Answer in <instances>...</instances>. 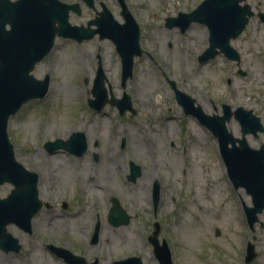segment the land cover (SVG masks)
<instances>
[{
  "label": "rangeland",
  "instance_id": "1",
  "mask_svg": "<svg viewBox=\"0 0 264 264\" xmlns=\"http://www.w3.org/2000/svg\"><path fill=\"white\" fill-rule=\"evenodd\" d=\"M98 1L117 22H123L115 0ZM98 1L96 11L101 10ZM201 1L125 0L140 27V47L147 55L134 58L132 77L124 88L120 86V58L107 39L99 41L94 37L76 44L56 38L51 52L35 65L31 74L36 79L50 76L48 93L42 100L21 106L9 118L7 134L17 161L38 173V198L50 203L52 209L36 214L30 235L13 224L7 226L21 248L18 253L0 250V264H67L50 251L49 244L87 261L96 257L98 264H111L129 256L140 258L143 264H158L148 243L150 232L140 228L152 220L150 195L154 181L161 194L156 219L163 222L167 231L159 235V242L166 238L173 264H203L198 256L206 259L204 248L208 246L207 250L216 257L209 258L213 263L235 261L236 254L229 249L240 246L247 226L242 203L251 206L250 197L243 188L232 187L216 139L194 118L183 114L170 82L191 96L207 114H220L222 104L232 110L242 107L252 110L264 125V23L251 17L243 32L231 41L240 54L239 63L219 54L199 64L197 56L208 46L206 27L192 24L181 36L164 25L166 19H175L180 11L191 13ZM258 2L264 7V0H248L254 12ZM81 9L79 16L70 14L72 25L96 16L83 4ZM97 55L111 93L120 98L125 92L136 110L135 116H120L109 105L98 112L88 107V98H93ZM227 127L235 137L241 136L233 118ZM75 131H83L88 142V150L80 158L64 150L51 154L44 150V142L66 140ZM122 138L126 149L120 151L117 146ZM246 140L250 147L258 149L264 145V133L257 139L248 135ZM95 141L98 145L92 146ZM92 153L98 155V161L93 160ZM129 161L142 167V175L134 184L126 181ZM190 166L196 170L189 175ZM197 173L201 174L198 178ZM197 180L200 193L187 191L188 184L195 185ZM11 189V184L0 185V198ZM110 195L120 200L130 196L136 200V207L126 202L132 219L115 234L103 226L101 248L96 253L80 233L83 229L88 232L93 211L107 209ZM63 203H70V208L64 210ZM104 217L100 218L101 223ZM258 220L264 223V212ZM188 225L193 227L191 234L185 232ZM216 229L220 230L219 236L215 235ZM109 235L115 239L113 248L107 244Z\"/></svg>",
  "mask_w": 264,
  "mask_h": 264
},
{
  "label": "water",
  "instance_id": "2",
  "mask_svg": "<svg viewBox=\"0 0 264 264\" xmlns=\"http://www.w3.org/2000/svg\"><path fill=\"white\" fill-rule=\"evenodd\" d=\"M93 7V0H82ZM124 23L114 20L105 5L97 16L88 21L86 27L74 26L69 22V13H80L78 5H69L59 0H0V185L9 183L13 186L5 198H0V249L4 252H18V240L7 232L9 224H15L30 232L31 219L40 209L38 199V175L28 171L15 158L14 147L7 134L10 116L20 107L33 99H43L48 91L50 78L45 75L36 79L30 72L52 49L56 37L74 39L77 42L89 40L95 34L99 39H109L121 60V87L132 77L134 57H139L142 50L139 45V27L132 17L124 0H118ZM241 0H203L189 14L179 13L175 19H168L167 25L179 26L182 31L192 22L203 24L208 29V47L198 57L200 63L212 59L219 52L228 60L240 61L237 51L229 44L238 37L253 15L250 6L240 5ZM259 16L264 21V13ZM92 26H95L93 29ZM107 83V87L105 86ZM175 99L182 105L186 114L194 115L216 138L226 173L235 188L242 187L251 198V206L244 205L247 222L253 226L257 215L264 210V145L258 149L249 146L246 135L258 138L264 133V125L252 110L237 107L233 111L229 105H222L221 115L209 116L199 106L194 107V99L179 91L173 82ZM92 96L88 105L101 110L106 104L118 108L123 115L127 111L136 114L130 97L123 92L117 99L110 91L104 70L99 62L93 80ZM108 93L109 96L108 97ZM234 118L240 126L241 136L235 137L226 124ZM124 146V139L122 140ZM87 148L84 134L74 132L67 141L56 139L44 143V149L53 153L59 149L75 155H82ZM97 159L96 156L94 157ZM133 170L128 176L134 182L140 175V169L130 163ZM153 201H158V184L153 185ZM117 202L112 201L108 219L119 225L128 222L127 217L119 211ZM117 221V223H116ZM218 234V231L216 232ZM158 232L153 233L149 242L160 264H172L171 255L166 245L158 244ZM51 249L68 264H86L83 258L71 254L63 248ZM92 264H97L96 260ZM112 264H142L138 257H128Z\"/></svg>",
  "mask_w": 264,
  "mask_h": 264
},
{
  "label": "flooded vegetation",
  "instance_id": "3",
  "mask_svg": "<svg viewBox=\"0 0 264 264\" xmlns=\"http://www.w3.org/2000/svg\"><path fill=\"white\" fill-rule=\"evenodd\" d=\"M60 1H62V0H60ZM96 1H98V0H93V7L88 6L86 4V2L85 1H82V0H79V2H65V1H62V2L66 3V4H69V5H78V9L80 10V13L78 14V13H75V12H72L71 11L70 14H75V15L79 16L81 14V10H82L81 9V4H83L86 8H89V9H92L93 11H95V15L97 16V13L99 11H96V9H95V2ZM115 1H116L117 5L120 8V15H121V6H120V3H119L118 0H115ZM124 3L126 4L125 0H124ZM98 4H99L100 8L102 9V4L103 3L101 1H98ZM241 4H248V5H250L248 3V0H242V2H240V5ZM254 9L256 10V12L253 11L252 6H251V10L253 11V14H254L253 16H256L261 23H264L263 20L261 19V17L259 16V13H264V7H263L262 3L261 2H258L257 5H256V7H254ZM168 19L165 20L164 28H166L168 30L175 29L176 34L177 35H181V36L186 34V31L191 27L192 24H195L194 22H192L185 30L182 31V29L179 26H177V25H173V26L167 25V20ZM90 20H92V19H88L85 23H80L79 25L75 24V26H84V27H86L87 22L90 21ZM138 27H139V25H138ZM92 28L94 29L95 27L93 26ZM94 37H97V39L100 41L98 34H95ZM93 38H91V39H93ZM91 39H89V40H91ZM69 40L73 41L76 44H81V43H83L85 41H89V40H83L82 42H77L74 39H69ZM231 41H230V45H231ZM139 44H140V27H139ZM168 46L169 47H172L171 43H169ZM204 50L200 54H202L204 52ZM142 51L143 52H142L141 56L143 54H146L147 55V53H146L145 50L142 49ZM219 54H222L225 57L224 53L219 52V51L216 54V56L219 55ZM263 55H264V53H263ZM148 56H150V55H148ZM198 56H197V60H198ZM97 59H98V62H97V68H98L99 62L101 64L99 55H97ZM199 64H201V63H199ZM101 66H102V64H101ZM120 86H121V82H120ZM178 105L180 106V108H181V110H182V112H183V114L185 116H191L192 118L195 119V121L197 123H199L201 125L200 121L194 115L186 114L185 111H184V108L182 107V105H180V104H178ZM196 106H199L202 109V107L198 103H196V101H194V107H196ZM111 107H115V106H111ZM90 109L91 110H94L96 112L100 111V110H95V109H92V108H90ZM116 109L118 110V108H116ZM213 110L216 111V107L215 106L213 107ZM118 113H119V110H118ZM125 114L121 115L119 113L120 116H124ZM213 114H216V113H213ZM129 116L130 117H133V116H131V114H129ZM75 132H81V133L84 134V137H85V140H86V144H87V149H86V151H87L88 150V142H87V138H86L85 133L83 131H75ZM122 140H123V138L121 139L120 144L117 146V148L120 151H123L124 149H126V141L124 140V146H122ZM97 145H98V142L97 141L93 142V144H92V146H97ZM64 151L67 152L68 154H70L68 151H66V150H64ZM70 155H73V154H70ZM73 156H75V155H73ZM95 156H96L97 159L95 160L93 158V160L94 161H98V155L92 153V157H95ZM131 162L132 161H129V164L127 165V167H128V173L126 174V181L129 182V183L134 184L137 181V179H139L141 177V175H142V167L140 165H136V163H135L134 166H137L140 169V175H139V177L136 178V180L134 182L129 181L128 176L131 174V170H133V168L130 165ZM158 195H159V197H158V201H157L156 206H154L153 197H152V195H150V202H151V209H152V211H151L152 212V220L148 224H146V225H141L140 228L142 230H146V231L150 232V235L148 236V238L152 237L153 233L158 232L157 240H158V244H160L162 241H164V242L167 243V240H166L165 237H163L162 240H161V242H159V235L161 233L167 232V231H166V227L163 225V222L161 220H159V219L158 220L156 219V217H157V210L159 208V203L161 201V194H160V186L159 185H158ZM107 200H108V202L110 204L109 206H107V209L106 210H100V209H98L95 212L93 211L92 212V214H93L92 215V224L90 225V228H89L88 232H87V230L83 229V230H81V233H80L81 236L84 235L83 236V239H85V242L87 243V245L89 247H93L94 248L93 251L96 252V253L99 252L100 251V248H101L100 242L102 240V234L101 233H102L103 226L104 225H107V228H108L109 233L115 234V232H116L117 229H119V228H121L123 226H127L129 224V222L131 221V219H132V215L130 214L129 209L126 207L127 206L126 202H129L132 208H135L136 207V200L133 201L132 198L130 196H127V195L122 200L116 198L114 195H110V196H107ZM113 200H115L117 202V204H118L117 206H118L119 213L122 212L127 217L128 222L126 224L115 225V224L109 222L108 214H109L110 208L112 207V201ZM121 201H123V203ZM42 202H43V206H42V208H40L37 211L36 214H38L42 209H47V210H51L52 209V205L50 203H48L46 201H42ZM62 208L64 210L69 209L70 208V203H63ZM104 215H105L106 219L104 220L103 223H101L100 218L101 217H104ZM101 219H103V218H101ZM116 223H117V221H116ZM245 229L246 230H245V233L242 235L241 243H240L239 248L237 247L236 249H234V247H233V248L229 249V252H231V250H232L236 254L235 261H233L231 263H226V264H264V223L263 222H259V220H258V222L254 226H252V227L245 226ZM32 230L33 229H32V226H31L30 232H27V231H24V230H21V231L24 232V233H26V234H28V235H30L32 233ZM81 239H82V237H81ZM106 240L108 241L107 244L110 243V245L112 246V248L115 246L114 245L115 244L114 243L115 242V239L111 235H109L108 236V239H106ZM148 243L151 245V243L149 241H148ZM70 245L71 246H74V242H70ZM208 247L204 248L205 249L204 254L206 256V259H203L202 260L198 256L199 261L202 262L203 264H223V262L217 261V262L213 263L212 261L209 260V258H211V259L214 258L215 259L216 257L213 255L214 253H211L210 254V251L207 250ZM215 250H216V248H215ZM218 250H219V252H222L223 253V251H221L222 250L221 248H218ZM78 256L81 257V258H83L84 261L86 262V264H92V262H94L95 260H96L97 264L99 263V259L96 258V257H93L92 258L93 260L87 261L81 255H78ZM195 257L197 258V255ZM102 259H104V257H102ZM119 260H121V259H119Z\"/></svg>",
  "mask_w": 264,
  "mask_h": 264
},
{
  "label": "bare ground",
  "instance_id": "4",
  "mask_svg": "<svg viewBox=\"0 0 264 264\" xmlns=\"http://www.w3.org/2000/svg\"><path fill=\"white\" fill-rule=\"evenodd\" d=\"M157 101H159V98H157ZM194 170H196V168H195L194 166H190V167L188 168V173H189V175H190V174H194ZM200 176H201V174H200V173H197V178L200 177ZM197 184H198V180H197V182H196L195 185L189 183L188 186H187V188H186V190H187V191L193 190V191L195 192V194H197V193L199 194V193H200V190L198 189ZM189 227H190V228H189ZM185 232H186L187 234H191V233H193L194 230H193L192 225H188V228L185 229Z\"/></svg>",
  "mask_w": 264,
  "mask_h": 264
}]
</instances>
